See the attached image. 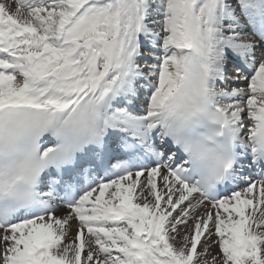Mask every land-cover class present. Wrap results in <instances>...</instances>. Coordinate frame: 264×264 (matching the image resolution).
Segmentation results:
<instances>
[{
    "label": "snow or ice",
    "instance_id": "snow-or-ice-1",
    "mask_svg": "<svg viewBox=\"0 0 264 264\" xmlns=\"http://www.w3.org/2000/svg\"><path fill=\"white\" fill-rule=\"evenodd\" d=\"M0 264H264V0H0Z\"/></svg>",
    "mask_w": 264,
    "mask_h": 264
},
{
    "label": "bare ground",
    "instance_id": "bare-ground-1",
    "mask_svg": "<svg viewBox=\"0 0 264 264\" xmlns=\"http://www.w3.org/2000/svg\"><path fill=\"white\" fill-rule=\"evenodd\" d=\"M214 250H216V249H214Z\"/></svg>",
    "mask_w": 264,
    "mask_h": 264
}]
</instances>
